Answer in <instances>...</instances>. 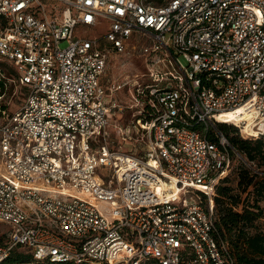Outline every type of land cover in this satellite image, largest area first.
<instances>
[{"label": "built area", "instance_id": "2783aa9c", "mask_svg": "<svg viewBox=\"0 0 264 264\" xmlns=\"http://www.w3.org/2000/svg\"><path fill=\"white\" fill-rule=\"evenodd\" d=\"M56 1L50 14L0 0V59L24 93L0 126V264L16 251L32 260L12 264H236L214 198L246 159L220 123L264 136V0ZM103 25V38L77 34ZM135 35L167 69L137 87L146 104L120 130L139 151H124L106 98L122 85L103 75Z\"/></svg>", "mask_w": 264, "mask_h": 264}, {"label": "rangeland", "instance_id": "374dc122", "mask_svg": "<svg viewBox=\"0 0 264 264\" xmlns=\"http://www.w3.org/2000/svg\"><path fill=\"white\" fill-rule=\"evenodd\" d=\"M42 1L46 4L47 10L50 14L53 13L55 8L63 6L56 0ZM106 29L107 27L105 25L99 27L96 30L89 26H81L77 29V34H86L91 37L103 38L106 33ZM146 44H151V40L146 37L141 38L138 35L133 36L132 39H130L129 47L125 53L119 55L112 54L109 57L107 68L103 75V83L107 87H110L113 84L122 85L121 89L113 91V94L108 91L106 98L111 99L113 97L117 102V107L108 114L110 121L108 129L111 132L112 143L114 146L120 147L124 151H129L130 149L139 151V149H137L138 146L134 145L136 144V134L134 136L133 131L130 130L129 134H132L133 139L128 138L125 141L122 138V133L120 130L121 126L123 127V130H125L127 126L132 127L134 123H137V118L140 116V110L142 106L146 104V97L140 98L141 104L137 102V87H144L149 83H155L159 81V79H156L153 76L151 71H154V69H158L160 67H154V69H151L152 62H149L148 58H146L141 52V48ZM154 57H158V55L154 54ZM182 61L185 63L183 58ZM163 66L164 68L161 67L160 70L165 71L167 67L165 64ZM3 69L5 70V74L8 77V88L6 94L0 97V109L2 108L3 104L7 105V109L6 113L3 111L1 112L0 110V126L4 122L7 114L17 109L24 99L23 89H21V87L12 81L11 74L7 66L5 65ZM168 84L169 81L160 83V85ZM242 154L245 157L247 163L235 155L232 170L227 176L228 180L223 183L225 186H232L234 188V192L241 196V199L245 202V204H251L255 202L257 198H259V195H257L254 185H250L249 187L245 184L240 185L239 173L241 169H248L251 171L252 175H254L255 168L257 177H255L254 180L256 181L260 178H264V162L258 159L252 161L246 156V154ZM258 202L264 212V198ZM96 205L104 213L106 212L107 206L105 204L98 202ZM259 224L264 230V216L259 221ZM8 230L9 227L6 224L0 222V241H4L7 238Z\"/></svg>", "mask_w": 264, "mask_h": 264}, {"label": "trees", "instance_id": "16d2710c", "mask_svg": "<svg viewBox=\"0 0 264 264\" xmlns=\"http://www.w3.org/2000/svg\"><path fill=\"white\" fill-rule=\"evenodd\" d=\"M7 66L11 79L14 82L15 70L7 61L0 59V97L7 92V75L3 67ZM7 109V105H2L1 112ZM220 128L230 138L232 143L241 153L255 161L264 162V136L260 138H243L240 130L234 124L220 123ZM240 185H254L259 198L251 204H245L241 196L234 192L232 186H225L223 182L216 188L215 204L218 213V230L220 237L227 239L232 247L236 264H264V230L259 221L264 216L263 209L258 204L264 198V178L254 180L257 174L252 175L248 169L240 170ZM31 256L16 251L11 260L12 263H30Z\"/></svg>", "mask_w": 264, "mask_h": 264}, {"label": "bare ground", "instance_id": "6f19581e", "mask_svg": "<svg viewBox=\"0 0 264 264\" xmlns=\"http://www.w3.org/2000/svg\"><path fill=\"white\" fill-rule=\"evenodd\" d=\"M243 108L241 107V108H238V112H241V110H242ZM235 114V112H229V113H225V114H222L221 116H220V118H221V120H227V121H231V119L233 118V115Z\"/></svg>", "mask_w": 264, "mask_h": 264}]
</instances>
